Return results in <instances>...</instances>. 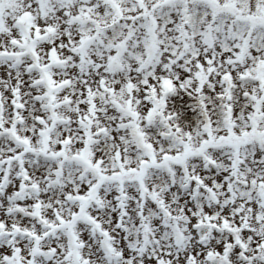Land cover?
<instances>
[{"label":"snow or ice","instance_id":"snow-or-ice-1","mask_svg":"<svg viewBox=\"0 0 264 264\" xmlns=\"http://www.w3.org/2000/svg\"><path fill=\"white\" fill-rule=\"evenodd\" d=\"M0 264H264V0H0Z\"/></svg>","mask_w":264,"mask_h":264}]
</instances>
